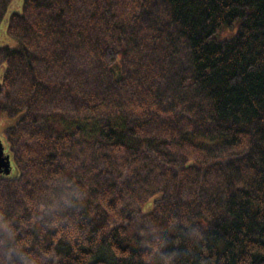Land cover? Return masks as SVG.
Here are the masks:
<instances>
[{
    "label": "trees",
    "instance_id": "1",
    "mask_svg": "<svg viewBox=\"0 0 264 264\" xmlns=\"http://www.w3.org/2000/svg\"><path fill=\"white\" fill-rule=\"evenodd\" d=\"M8 35L0 264H264V0H24Z\"/></svg>",
    "mask_w": 264,
    "mask_h": 264
},
{
    "label": "rangeland",
    "instance_id": "2",
    "mask_svg": "<svg viewBox=\"0 0 264 264\" xmlns=\"http://www.w3.org/2000/svg\"><path fill=\"white\" fill-rule=\"evenodd\" d=\"M24 7V0H11L9 3L7 10L4 14V17L0 24V45H6L10 42V38L8 35V25L10 18L15 13H21ZM163 15L162 12V6L160 4H156L153 6L146 14V22L148 24H153L161 18ZM233 34L227 35L224 30L220 31L217 35L218 39H224L227 37H231ZM178 55L182 56V50L181 48L178 51ZM3 73V69H0V75ZM17 117H13L12 119L7 120H0V140L4 143L6 148V153H8L7 143H6V137H5V130L13 125H15L17 121ZM17 175V170L13 168L11 177Z\"/></svg>",
    "mask_w": 264,
    "mask_h": 264
},
{
    "label": "water",
    "instance_id": "3",
    "mask_svg": "<svg viewBox=\"0 0 264 264\" xmlns=\"http://www.w3.org/2000/svg\"><path fill=\"white\" fill-rule=\"evenodd\" d=\"M12 172L11 160L9 155H5V148L0 140V175L9 176Z\"/></svg>",
    "mask_w": 264,
    "mask_h": 264
}]
</instances>
